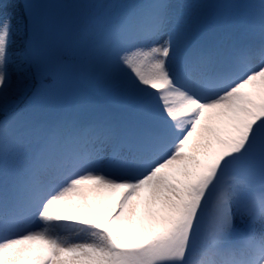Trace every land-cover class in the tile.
Returning a JSON list of instances; mask_svg holds the SVG:
<instances>
[{"label":"snow or ice","instance_id":"1","mask_svg":"<svg viewBox=\"0 0 264 264\" xmlns=\"http://www.w3.org/2000/svg\"><path fill=\"white\" fill-rule=\"evenodd\" d=\"M0 264H264V0H0Z\"/></svg>","mask_w":264,"mask_h":264},{"label":"rangeland","instance_id":"2","mask_svg":"<svg viewBox=\"0 0 264 264\" xmlns=\"http://www.w3.org/2000/svg\"><path fill=\"white\" fill-rule=\"evenodd\" d=\"M90 1V0H88ZM50 3H64V4H77L79 3L78 0H49ZM195 2H199L198 0H195ZM80 15L76 14L75 10H68L66 12V14L60 18L61 20V26H62V36H76L77 31H78V27H76L77 25H79L81 23V21L83 19H80ZM74 19V23L75 25H72L70 23V20ZM50 78V77H48ZM51 79V78H50ZM53 80V79H51ZM57 81V80H55ZM60 81V80H59ZM62 82L61 84L65 87H69L71 89H73L74 87H72L71 85L65 83L64 81H60ZM46 95H51L49 90L46 93ZM52 96V95H51ZM119 193H115L111 196H109L106 200V204L109 207H112L115 205L116 199L118 198Z\"/></svg>","mask_w":264,"mask_h":264},{"label":"trees","instance_id":"3","mask_svg":"<svg viewBox=\"0 0 264 264\" xmlns=\"http://www.w3.org/2000/svg\"><path fill=\"white\" fill-rule=\"evenodd\" d=\"M200 3H206V4H214V5H220V4H231V3H242L244 0H198ZM79 3H86V2H92V0H78ZM217 11V20L218 23H220L222 26H226L227 24L231 23V17L230 15L226 14L224 10H216ZM80 19H83L80 17ZM70 23L72 25H75L74 19L70 20ZM83 23V20L79 25L76 27H80V25ZM64 40H72L75 37L74 36H62ZM45 83L51 85V89H49V92L52 96H55L59 91L61 90H74L69 87L63 86L61 83L52 81L50 78L46 77L45 78ZM48 90H46V93Z\"/></svg>","mask_w":264,"mask_h":264},{"label":"bare ground","instance_id":"4","mask_svg":"<svg viewBox=\"0 0 264 264\" xmlns=\"http://www.w3.org/2000/svg\"><path fill=\"white\" fill-rule=\"evenodd\" d=\"M60 80H63V81H65L67 84L76 87L75 82H74L71 78H67V79L61 78Z\"/></svg>","mask_w":264,"mask_h":264}]
</instances>
